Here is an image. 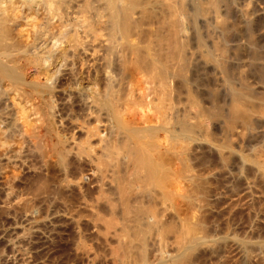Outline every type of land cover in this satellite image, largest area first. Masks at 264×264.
<instances>
[{
    "label": "bare ground",
    "instance_id": "1",
    "mask_svg": "<svg viewBox=\"0 0 264 264\" xmlns=\"http://www.w3.org/2000/svg\"><path fill=\"white\" fill-rule=\"evenodd\" d=\"M22 11H27V14H22ZM22 15L24 16L21 17ZM22 19H26V24L20 22ZM19 22L26 26L32 23L30 24L31 31H29V27L27 28L24 24L20 25ZM116 53H120V55L117 56ZM115 55L117 60L119 58L117 62L121 70L119 79L111 76L113 73H111L110 63ZM55 61L58 63V67L66 72H64L66 74L65 83L62 81L61 86L52 82L58 77L55 75H58L59 73H56L60 70L53 68L54 65L53 67L50 66L55 69V72L53 71L51 74L50 70L52 69H49V65L51 63L56 64ZM17 64L19 68L16 66ZM20 67L22 68L20 69ZM21 72L26 75H23L24 77L29 75L33 81H28L26 84L24 79L22 80ZM101 75L105 81L101 79ZM19 76L22 77V84L25 83L23 86L30 84L26 90L18 83L20 86L18 89L23 87L27 91V93L24 91L26 93V95L23 94L26 97L24 98L33 99L34 97L38 100L36 105L33 104L34 101L33 103H31L32 101L29 102L34 108L29 104L32 110H27L28 112L32 111L28 118L35 116L33 119L35 122L30 121L34 123L31 130L29 128L30 131H28L27 128L24 129L23 127L24 132L19 129L23 133L18 134V136L21 134V137L25 136V141L28 138V144L31 142L30 146L36 150L34 152L32 149L33 153L38 151L40 154L38 156L41 157L42 155V158L48 153L52 158V153L55 151L54 155H60L57 157L58 159L69 152L71 154V151H67L69 145L65 144L68 146L66 147L64 143H61V137H58L60 127L57 128V124L61 126L64 123H62L64 118L58 115L60 112L58 109L61 107H58V104L61 105V103L59 101L57 104L55 97L62 98V106L65 101L76 99V102L80 104H75L78 107L80 105L84 107L85 111H83L84 109L82 111L86 113L88 111V116H90L87 117L85 113L84 123L86 122L85 119L87 121L88 118L94 119L95 121H90L92 124L95 123L94 125L98 126L99 124L100 126L102 123V131L109 132L112 136L115 134L118 137L115 138L117 143L114 144V139L112 140L115 146L112 143L111 145L107 142H110L108 140L112 136L106 140L105 137L108 138V136H100L99 129L97 131L94 129V132L98 133L93 132L92 135L93 127L92 129H80L82 126L89 128L92 124L89 122V125L86 122L85 126L81 123L78 129L84 130L87 134L85 139L81 136L82 141L77 142L86 149H80L79 146L77 147L79 145L77 143L72 144L76 145V151L78 153L83 151L86 155L99 148L100 154L96 151L95 153L98 155H94L98 156L97 158L100 155L102 162L93 161H96L98 165L100 162L104 165L110 163L109 160L111 159L112 162L109 165L105 164L108 169L110 166L113 167V162L118 166L116 162L123 157L127 160V164L125 160L126 167H121L128 170V173L123 168L122 170L126 174L120 170L117 171L119 166L114 165L117 173H123L122 176L128 174V177L121 176L122 178L128 181L130 180L128 178H131V181L128 182L129 187H127L125 179L124 182L121 178L120 180L117 179L119 180L118 183L121 182L124 185L123 190L125 187L127 188V190L125 189L126 192L132 189L136 195V190H138L139 196H141L140 191L143 194L145 193L143 191H148V195H146L147 193L144 194V196H148L144 197L146 202H149L146 204H150L152 200L150 197L154 193L162 195L161 198L165 195V198L159 201H156L155 197L161 199L160 196L154 195V203L158 202L159 206L165 202V199H168L167 202L170 206L169 202L171 200L172 203L173 199L170 197L177 193L184 195L180 191L187 190L185 183L179 181V179L185 180V173H188L187 171L190 169L187 167L189 165H186L185 155L187 153L184 152L188 148L183 146L187 137L199 133L203 134L204 137H209V125H211L218 132L217 134L228 140L229 133L233 129L232 126L239 124L241 133L260 135V139L264 138V0H0V111L3 110V107L8 106L5 104V96L9 95L4 89L5 85L2 87L1 82L3 79H7L16 85L17 83L14 82L19 80ZM99 79L104 83L100 82L101 89L97 91ZM115 84L117 85L115 86ZM9 89V93L12 92L13 89ZM111 97H114L113 100ZM218 98L222 101L218 102ZM10 103L12 102L10 101ZM29 105L26 104L27 107ZM21 109V116L26 115L27 113L24 114L23 112L24 108ZM6 110L9 111L8 108ZM4 112L2 111L1 115L4 114L5 116L6 112ZM100 115H104L106 118H103L104 116L101 118ZM67 116L65 114V117ZM2 117L0 116V119ZM25 118L27 117L23 116V119ZM10 120L8 122H11V127L14 128L17 125L15 124L17 120ZM18 120L20 121L21 118ZM25 121L22 120L24 123ZM68 121L71 122V120ZM27 122L29 123V120ZM20 124L18 123V125ZM1 126L3 125L1 124ZM26 129L28 132L25 131ZM15 130L17 131V129ZM55 130L59 132L58 135L55 134ZM105 132V135H109ZM97 134H99L97 137L101 138L99 141L96 139L99 146L98 148L95 146V149L90 143L92 136L95 135L96 137ZM64 140L63 142H66ZM20 141L23 142L24 139ZM105 141L107 145L113 146V149H110L111 146L108 148ZM23 144L26 143L23 142ZM20 145L18 146L21 147L22 145ZM89 146L94 149L88 148ZM43 148L54 151L47 150L51 152L50 154L45 150L46 153L43 151V154L46 155H43L41 151L44 150ZM87 148L90 150L88 151ZM86 150L87 153H85ZM7 152L0 155V211L3 213L2 210L8 203L13 205L9 201L11 199L10 186L12 180L9 181L10 176H5L8 174L4 172L6 165L12 166L10 164L12 151L9 152L10 154ZM16 152L14 155H17ZM18 152L20 151L18 150ZM56 152L58 154H55ZM113 152L120 154L115 155L112 154ZM90 154L93 155L89 153L87 157L90 158ZM122 154L124 155L121 156ZM22 155H20V161L21 157L25 156ZM111 155L120 158L117 159L115 156L113 158ZM96 157L93 159H97ZM17 159L19 162V158ZM118 163L121 165L120 161ZM96 164L93 162V165ZM252 164H254L256 172L262 173L261 177H264V152L258 153ZM181 172H185L183 178L179 177ZM253 188L252 182L245 181L243 194L252 198L256 195L255 192L253 195ZM149 191L153 195H149ZM151 202L153 203V201ZM150 207L151 210L142 211L145 214L142 216L144 217L142 220L153 227L155 222H160L161 218H158L160 215L156 217V211L155 215L153 214V210L158 208L156 204L153 208ZM29 209H26V214L23 212L24 217L29 215L27 213L32 214L31 209L33 207ZM177 213L173 216L185 226L187 217L183 215L186 218L184 219L179 212ZM155 217L158 218L157 221ZM254 218L258 220L260 217L255 214ZM29 219L31 220V218ZM140 219L138 218L139 221ZM15 222L9 227H0V264H28L29 262L28 253L24 249L25 243L23 244L24 230ZM257 222L254 221V223ZM160 236L162 235L157 236L156 243L163 246L160 247V253L162 261H165L166 256H163L165 240L162 237L161 239ZM246 238L242 241L238 240L239 243L236 242L233 245L236 257L241 263L259 261L262 264L264 240L255 242L262 251L257 253L258 251H248L247 246L253 245L254 241L251 240V242L250 239L246 240ZM189 240L191 241L188 245L192 247L194 238ZM176 241L178 240L176 239ZM257 244L255 248H257ZM185 248L189 249L188 247ZM185 250L183 253L178 252L175 256H167L169 257L167 263L183 264Z\"/></svg>",
    "mask_w": 264,
    "mask_h": 264
},
{
    "label": "rangeland",
    "instance_id": "2",
    "mask_svg": "<svg viewBox=\"0 0 264 264\" xmlns=\"http://www.w3.org/2000/svg\"><path fill=\"white\" fill-rule=\"evenodd\" d=\"M26 12L27 11H24L22 14H27ZM23 16L24 15H22L21 17ZM25 21L26 19H22V21L20 22H24L26 24ZM23 24L20 23V25ZM30 24L32 23H29V25L27 23L28 26L25 25L27 28L29 27V31H31ZM21 29H23V27ZM25 29L24 31L27 30ZM116 55L118 56L120 55V53H116ZM116 55L115 57L113 56V58L111 59L110 68L112 71H109L113 73V75L111 74V76H114L116 79H119L121 76V70L117 63L119 58L117 60ZM16 66L18 67L19 65L17 64ZM50 66L55 69L57 68L58 70L60 69L59 72L56 73H59L58 75L54 74L55 77H58L55 78V80L52 79L55 82H52L56 83V85L61 86V84L65 81L66 78V74H64V69L59 68L57 62L56 64L51 63V65H49V69L51 68ZM21 68L22 67H20V69ZM55 69L50 70L51 74ZM27 73L29 74V71ZM21 75L23 76L25 74L22 73ZM100 77L102 79V75ZM21 78L19 76V80L14 82L17 83L16 85H14L12 81H10V84L7 79H3L4 84L3 81L1 82L2 87H4L5 85L4 89L10 96L6 94L8 96H5V104L8 106H5L6 108L3 107V110L0 111V116H3L0 119V155L7 151V153L12 151L10 155L12 157V162L10 164L13 167L9 164V167L6 165V169L4 168V172L8 175H4L10 176L9 178L11 179L9 181L12 180L13 186L9 182L12 191L10 192L11 199H9V201L13 205L8 203L7 206L4 207V210H2L4 211V213L0 211V227H9L11 226V224L13 225L15 221H17L15 222V224H19L20 226H22V229L24 230L23 244L25 243L24 249H26L25 251L28 253V264H169V262L167 263V261L170 255L175 256L178 254V252L183 253V251L186 249L185 247H188V250L190 251L189 252L186 249V252H184L186 259L183 258L184 260L182 261H184L185 264H240L241 261H239L236 257L235 248L233 245L236 242L239 243V241H242L243 239H245V237H247L246 240L250 239V241H254L253 245L255 246H253L252 244V247L251 245H249L250 247L247 246L249 252H262L261 249L258 248L257 243L260 242V240H264V177H261L262 173L260 174V172H256V168H254V164H252V162L256 158L258 153L264 152L263 137L262 139H260V135L256 136L253 134L250 135L249 133H241V128L239 124H236L237 126L235 125V128L232 126V132L230 131L229 133V136L232 138L229 137L228 140H225L224 137L217 134L218 132H216V130H214L215 128H212L211 125H209V137H204V135L201 133H199L201 136L197 134L192 137H187L184 141L185 143L183 142V146L188 148V150L184 152L187 153V155H185V159H187L186 165H189L187 167L190 169H187L188 171L186 170L188 173H185L186 171L184 172L186 175L184 181L179 179V181L185 183V186L187 187V190L184 189L180 191L183 192L184 195L182 193H177L173 195V197H170L173 198L172 203L171 200L169 202L171 204L170 206L167 202L168 199H165V202L162 201L164 205L161 202L162 204L158 206L159 203H154L155 200H153V196L156 195L158 197L160 196L161 198L162 195L156 194L154 192L153 195L152 192L149 191V195H153L152 197H150L152 198L151 201H153V203L150 201V204H146L149 203L148 201L146 202L145 199L148 196H144V194L147 193L146 195H148V191H143L145 192L144 194L142 193V191H140L142 198L145 197L144 199H142L141 196H139L140 194L138 195V190H136L137 195L135 194L136 192L132 189L129 190V192H126L127 188L125 187L123 190L124 185H122L121 182L118 183L120 178L122 179V182H124L125 178L122 177H128V174L122 176L123 173L126 174V172L124 171H127L128 173V170H124L123 168L124 166L126 167V165L124 164L126 159L122 157V159L120 160V157L115 156L117 154L114 153L115 151L112 153L115 154L113 156L119 159L118 162L120 161L121 163V165H119V163L116 162L119 167L115 165V162L112 163L119 168L117 169V171L120 170V172H123L117 173L114 165L111 164L113 167L110 166L109 169L107 168V166H105V164L109 165L112 162L111 159L109 160V162L111 161L110 163H105L103 165V163H101L102 160H100V155L99 158H97L98 156L96 157V155H98L95 153L96 151L100 154V149L98 148L99 145L97 144V140L99 141V138H101L97 137L99 134H97L96 137L95 135L92 136L93 138H95H92L91 143L89 142L90 144H92L93 147L97 146L98 148L96 149L95 147L96 151L89 152L93 154H90V158L89 156L87 157L89 153L84 155V152L82 150V152L79 151V153L76 151V145L74 146L72 144H79L80 141H82V137L85 139V135L87 134V132H85L84 130L83 132L80 129H92L93 127V131L91 130L92 135L95 131L94 129H96V131L99 129L100 136H108V138L105 137L106 140H108L112 136V134H109V132L106 133L105 131L101 130L103 129L101 127L103 126L102 123H100V126L98 124V126L101 128L94 125L95 123L92 124L91 122L95 121L94 119L88 118V121L86 119L84 121L88 122L89 125L91 123L92 125L98 128H94V126L92 125H90L91 128L90 126L89 128L86 126V122H83V117L86 118V114L87 117L90 116H88L87 110V113L83 112L85 111L84 107H81V105L78 107L80 103L78 104V102H76V99H70V101L67 100L65 101L66 104L64 103L65 106H62V98H57L54 96L57 101L55 102L58 104L60 101L61 103V105L58 104V107L61 106L58 109V111H60L58 115L62 116L65 119H63L62 123H64L61 124V126L59 124H57L58 126L55 124L57 128L60 127V133L57 131L59 129H57L55 130V134H60L58 137H61V143H64V145H69V147L66 145L65 146L71 149L70 150L67 148V151H71V154L70 152H66L67 154H65L63 157L61 156V158L63 159H58L57 157H59L60 155H54L55 151L52 149L54 151L53 152L51 149H47L49 148L47 147L43 148L44 150H41L42 154L44 152L46 153L47 150H50L53 152L52 158L47 153V155L50 157H48L46 154H43L46 155L44 156V158L46 157L44 160V158H42V155L41 157L38 156L40 155L38 154V151L36 153H33V151L35 152L36 150H34L32 146H30L31 142L28 144V138L25 141V133L23 134L24 137H21V134L18 136V134L23 133V130L25 128H27L28 131L31 130V126L34 124L33 122H35L33 121V119H35V116L33 115V117L28 118V116L32 113V111H30L31 113L28 111L32 110L31 107H33V105L29 102L32 101L31 103H33L34 101L33 104L36 105L38 100H36V98H34L33 96V99H31L30 97H27V99H25L26 97L23 96V94L26 95V90H28L30 84L23 86L25 83H22L23 81H25L27 84L28 81L31 82L33 81V79L29 78V75H27V77L23 76V81H21ZM102 80L105 81V78ZM103 81L100 80L99 83H97L98 88L95 86L97 88V91L101 89V86L99 85H101L100 82L104 83ZM18 83L20 84V86L25 87L26 90H24L23 87L21 89H18V87H20ZM56 85L54 84L53 86ZM116 85L117 84H115V86ZM8 87L13 90L9 89ZM6 88L11 90L12 92L9 93L8 89ZM15 89L17 92H14ZM24 91H26V93ZM56 95L58 97H61L59 94ZM113 98L111 97L112 100ZM72 100L74 101V103ZM10 101L12 103H10ZM220 101L222 100L219 99L218 102ZM68 102H70L71 104ZM75 103H77L78 105ZM26 104L27 106L30 104L31 107L30 105L29 107H27ZM7 108L10 112H7V110L5 111V109ZM21 108H24V110L26 111L28 110L27 112L23 110L24 114L27 113L23 116H26L28 119H23V116H21ZM2 111L6 112L5 116L4 114L1 115ZM8 114L10 117L8 116ZM65 114L66 116L68 114L70 115H68L69 117H65ZM16 116L18 119L21 118V120L19 121L17 118H15ZM100 116L102 118L104 115ZM13 117L15 118V120H17L15 123L17 125H13L14 128L11 127V122H8L11 121L10 119L14 120ZM103 118L106 117L104 116ZM26 119L29 120L30 124L27 122ZM22 120H26L25 123L22 122ZM68 120H71V122ZM18 123H23L24 125H18ZM81 123L82 125L84 124L86 127H80L79 125H81ZM1 124L3 126H1ZM27 124L29 125L27 126ZM18 126L20 127L16 128ZM78 126L80 127V129H78ZM15 129H17V131ZM19 129L23 132H21ZM27 129L25 131H27ZM104 132L106 134H109L110 136L105 135ZM113 136L112 138H110L111 140H108L110 142L107 143L111 144L113 139V143H117L115 139L117 136L115 134H113ZM19 137H21L22 139H19ZM23 139V142H25L28 146L26 144H23V147V142L20 141ZM63 140L66 142H63ZM20 142H22V146L20 145ZM107 143L106 146H108V148H110V146L113 144L112 143L109 146L107 145ZM2 144H4L5 147L2 146ZM18 145H20L23 149ZM17 146L21 149H18ZM78 146L80 149H86V147H83L82 144L77 145V147ZM93 147L89 146L88 148L93 150ZM111 147L112 148L110 149H113V146ZM90 149H88V151ZM18 150L20 152H18ZM28 150L30 151L28 152ZM50 151L47 152L51 154ZM75 151L77 152V154L75 153ZM14 152H16L17 155L21 152L23 153V155H25L23 156L22 153L20 154L23 156L21 157L22 162L20 161V155L19 157H17V155H14ZM30 152H32L33 154ZM85 153H87V150L85 151ZM55 154L58 153L56 152ZM78 154L81 155L78 156ZM66 155L68 156L64 158ZM123 155L124 154H122L121 156ZM113 156L111 155V157ZM16 157L19 158V162ZM94 157H96L97 159H93ZM93 160H96L97 162L101 161L100 165L96 164L97 162ZM91 161L92 163H90ZM93 162H95L96 165H93ZM97 165L99 169L96 167ZM122 168L124 171L122 170ZM104 171H106V173H104ZM112 171L115 173H113ZM181 173L182 174L178 176L180 178H183L184 173ZM6 178L9 179L8 177ZM118 178L119 180H117ZM128 179H130L129 181H131L130 177ZM125 180L127 183V187H129V181L127 179ZM248 180L252 182L254 186L253 195L256 194V197L253 196L252 198H249L246 194H243L245 181ZM164 196L165 195H163V198H165ZM163 198L157 199L155 197L156 201L163 200ZM15 200L18 202H16ZM20 204L22 205V207ZM155 204L158 208L153 210L154 212H152L154 214L156 211V217L160 215V217L158 218L161 219L159 222L160 224L155 222L154 226L152 227L151 225H147L142 220L144 218L142 216L145 215L142 213V211L144 210L146 212L148 209L151 210L150 206H152L153 208ZM145 206L150 208H147ZM19 207L21 208V210ZM32 207V214L27 213L29 215H26L27 217H24V215L26 214V209L30 210L29 208ZM23 212L25 214H23ZM177 212H179L182 217L183 215L184 217H187V219L183 217L187 220L185 226L179 221H177L176 217L173 216L176 215ZM196 212L199 214H197ZM11 213L14 214L12 215ZM30 214L33 216H31ZM255 214L259 215L260 218L258 220H255ZM29 218H31V220ZM138 218L140 219V221L138 220ZM158 218H156L155 220L157 221ZM188 218L190 219V221ZM254 221L259 222L254 223ZM22 222L24 223V225ZM159 235H162L160 236V238L162 237L163 240H165L163 249V256H166L165 258L163 257L165 261H162L160 253V247L163 246H159L156 243L157 236ZM191 238H194V243L192 247H189L188 244L191 241L189 239ZM176 239L179 242L176 241ZM256 244L257 248H255ZM182 248L185 249L183 250ZM262 262L264 263V260ZM257 263L260 264L259 261L255 263L248 262L247 264ZM241 264L245 263L242 262Z\"/></svg>",
    "mask_w": 264,
    "mask_h": 264
}]
</instances>
